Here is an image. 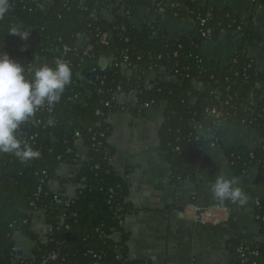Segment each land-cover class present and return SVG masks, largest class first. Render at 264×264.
Listing matches in <instances>:
<instances>
[{"label":"trees","instance_id":"obj_1","mask_svg":"<svg viewBox=\"0 0 264 264\" xmlns=\"http://www.w3.org/2000/svg\"><path fill=\"white\" fill-rule=\"evenodd\" d=\"M109 1L117 5L115 15L127 16L119 15V24L112 27L93 18L95 4L53 0V9L41 10L33 0H10L15 14L33 28L41 42L33 56L44 57L50 66L63 59L72 72L70 84L52 111L37 112L19 130L20 138L39 151L40 157L23 163L12 154L0 153V264H41L52 254L57 259L47 264H146L130 253L123 227L125 216L132 211L127 203L128 187L111 164L113 127L107 118L122 109L116 99L119 94L138 91V105L165 106L160 150L171 166L174 182L191 176L201 154L204 141L195 125L214 129L238 121L256 130L260 148L223 150L237 175L257 168L256 183L264 186V90L257 88L264 76L258 74L244 47L228 66L200 53L204 41H218L223 32L238 29L243 31L245 43L264 42L254 27L245 29L230 9L204 8L194 0ZM251 1L264 7V0ZM137 7H147L156 15L163 11L178 20L193 17L201 33L198 39L169 40L159 29V18L138 32L129 23ZM98 30L108 34V45L98 40ZM207 32L210 35L204 36ZM80 35L89 37L91 53L85 56L81 49L64 55V46L74 48ZM18 56L32 59L30 53ZM105 59L111 65L104 69L100 63ZM136 66L142 72L129 77L126 71ZM150 74L157 78L147 81ZM197 84L208 85L210 93H200ZM250 94L254 104L248 103ZM192 100H197L195 105ZM49 119L54 121L52 126L47 125ZM80 140L86 149L84 159L77 158ZM64 165L72 168L67 180L58 177ZM51 182L63 188L64 184L84 188L64 212L57 204V195L50 191ZM64 193L62 189L57 197ZM254 213L262 239L253 246L241 239L228 243L230 264H264V199ZM35 214L43 216L51 233L46 243L38 242L33 260H20L13 235L22 232L37 240L31 231Z\"/></svg>","mask_w":264,"mask_h":264},{"label":"crops","instance_id":"obj_2","mask_svg":"<svg viewBox=\"0 0 264 264\" xmlns=\"http://www.w3.org/2000/svg\"><path fill=\"white\" fill-rule=\"evenodd\" d=\"M78 1L81 6L95 4L93 16L95 13L102 16L112 14L118 24L120 18L127 17L121 15L119 18L120 14L115 15L116 5L109 0L105 3H100L99 0ZM194 1L204 8L232 10L245 29L253 26L256 33L264 39V7H257L251 0ZM158 18L159 29L169 40L199 37L200 25L193 17L178 20L163 11L156 15L147 7H137L129 23L141 32L144 27L155 24ZM104 24L109 25L106 22ZM12 26L28 30L29 38L21 40L19 36L9 35ZM77 44L84 47L87 38L80 36ZM40 47L41 42L33 28L15 14L11 4L8 15L0 19V50L14 57L16 62L27 69L31 64L48 63L40 55L33 56ZM241 47L255 61L258 74L264 76V42L245 43L240 29L223 32L218 41H204L200 46V53L206 59L228 66L234 62ZM29 53L32 54L31 60L18 56ZM100 65L105 69L111 65V61L102 60ZM130 71L136 73L133 77L142 72L139 66ZM130 71H126L127 75ZM156 78V74H150L147 81H154ZM258 86L260 90H264V82H260ZM196 89L202 94L211 91L206 84H197ZM117 102L122 109L110 116L113 133L109 143L115 151L111 164L116 175L125 178L128 187L127 203L132 211L125 216L123 227L128 236L130 253L135 259L146 264H230L228 243L241 239L253 246L261 241L260 227L254 213L257 202L264 199V186L256 183L258 169L251 168L246 174L237 175L223 150H257L261 141L256 130L251 126H243L238 121L221 124L214 129L195 125L204 141L201 154L190 170L191 176L184 181L174 182L171 166L165 153L160 150L159 134L165 122V106L140 111L137 109V98L133 95L118 96ZM196 102L197 100H192L191 104L195 105ZM77 150L81 157L85 156L83 143L77 145ZM71 172L72 168L64 165L58 172V177L67 180ZM221 174L229 179H238V186L247 196L246 203L225 202L222 205L212 197L209 185ZM51 188L54 192L64 189L69 195L75 193L70 184H64L63 188L58 182H53ZM196 205L224 209L222 219L194 220L193 207ZM31 231L37 240L22 232L13 235L20 260H33L38 242L46 243L51 233L42 215L34 218Z\"/></svg>","mask_w":264,"mask_h":264},{"label":"clouds","instance_id":"obj_3","mask_svg":"<svg viewBox=\"0 0 264 264\" xmlns=\"http://www.w3.org/2000/svg\"><path fill=\"white\" fill-rule=\"evenodd\" d=\"M11 9L10 0H0V19ZM9 35L29 38V31L12 26ZM71 68L64 60L29 65L27 69L4 51L0 50V153L12 154L21 162L38 159L40 152L19 136L21 126L29 122L38 111L47 106L49 110L61 100L71 82ZM54 121L49 119L48 126ZM238 179L218 175L209 185L212 197L220 204L225 202L244 204L247 196L238 186Z\"/></svg>","mask_w":264,"mask_h":264},{"label":"built area","instance_id":"obj_4","mask_svg":"<svg viewBox=\"0 0 264 264\" xmlns=\"http://www.w3.org/2000/svg\"><path fill=\"white\" fill-rule=\"evenodd\" d=\"M33 1H35L37 3L38 8L41 9V10H49V9H53V7H54L53 6V0H48V1H45V0H33ZM116 8H117V5H116ZM121 15L125 17V15L123 13H120V16ZM200 33H201V31H200ZM203 35L204 36L210 35V32L204 33ZM80 36H85L87 38V44L84 47H82V48L79 47L77 43L75 44L74 48H69L67 46H64V48H63V54L64 55H67L70 52H78L81 49H83V54L85 56H87V55H89L91 53L92 46L90 45V39H89V37L86 36V35H80ZM79 37H78V39H79ZM97 38H98V40L103 45H108V34L107 33H102L100 30H98ZM77 42H78V40H77ZM61 60H63V59H61ZM257 88H259V86ZM121 91H122L121 88H118V92L121 93ZM138 93H139L138 91H135V92H133L132 94H130L128 96L133 95V96H136L137 97ZM118 96H123V95L122 94H119ZM118 96H116V99L118 98ZM137 103H138V101H137ZM248 103L249 104H254L255 103L253 94H250V96H249V102ZM106 107H109V106L106 105ZM153 107H154L153 103H146L144 105H138L137 106L138 110L144 111V112H146L147 110H149V109H151ZM40 111L51 112L52 111V108H51V110H49L47 108V106H46V107L42 108ZM97 114L99 115L100 112H98ZM213 114L216 115L217 118L220 117V114L216 113V111H213ZM110 118H111L110 116L107 118V121L109 123H110ZM39 123H41V122H39ZM79 143H83V142L81 140L80 141H77V145ZM84 157L85 156L81 157L79 154H77V158L84 159ZM52 183L53 182L49 183L50 191L58 196L57 193H59V192H54L52 190V188H51V184ZM71 186L73 187V189H75L74 195H69L67 193H64V195H62L61 198L56 196L57 204L59 206H63L64 207V209H63L64 212L66 210L65 207H68L77 198V193L84 188L82 185H71ZM40 192H41V190H40ZM258 205H259V201L257 202L256 206H258ZM193 209H194V214H193L192 218L194 220H203V221L204 220L222 219L221 218V215H222L223 210H224V209H222L220 207H207V208H202V207H199L197 205L194 206ZM35 215L37 216V215H41V214H35ZM15 251H16V249H15ZM252 255H255V253H253ZM56 259H57V255L56 254H52V255H50L49 258L44 259L41 264H47L49 261H55Z\"/></svg>","mask_w":264,"mask_h":264},{"label":"water","instance_id":"obj_5","mask_svg":"<svg viewBox=\"0 0 264 264\" xmlns=\"http://www.w3.org/2000/svg\"><path fill=\"white\" fill-rule=\"evenodd\" d=\"M171 4L169 3L168 4V6H170ZM93 18L96 20V21H98L99 23H104V22H106V23H108L109 25H110V27H112V25H118V23L115 21V17H113V15L112 14H110L109 16H107V15H104V16H102V15H97L96 13H95V15L93 16ZM107 18V19H106ZM106 19V20H105ZM116 22V23H115ZM135 74L136 73H134V72H132V71H130L129 73H128V76L129 77H133V76H135Z\"/></svg>","mask_w":264,"mask_h":264}]
</instances>
